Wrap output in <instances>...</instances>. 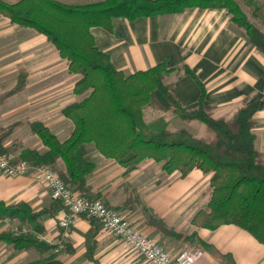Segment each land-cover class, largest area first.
<instances>
[{"label":"crops","instance_id":"obj_1","mask_svg":"<svg viewBox=\"0 0 264 264\" xmlns=\"http://www.w3.org/2000/svg\"><path fill=\"white\" fill-rule=\"evenodd\" d=\"M1 1L16 4L22 0ZM54 1L87 5L105 0ZM92 34L97 47L126 74L161 63L180 71V76L174 73L167 80L173 83L175 96L187 109L198 106L201 85L204 103L220 113L228 111L232 116L244 102H257L255 149L264 153V55L233 25L227 9L191 8L135 21L119 17L113 19L112 32L95 27ZM184 68L196 78L183 73ZM77 80L78 76L69 70V62L47 36L13 24L0 13V101L4 94L23 84L20 92L0 103V128L20 124L4 141L5 147L15 149L18 155L25 149L45 152L47 148L32 132L34 122L43 123L59 140H67L74 124L63 110L81 99L74 94ZM151 118L149 121L146 117L147 123H154ZM193 123L187 126L191 128ZM88 157L96 167L89 178L91 192L86 195L97 196L107 206L119 209L132 225L170 254L202 250L205 255L198 264H264V244L246 230L233 224L209 230L193 223L211 200L212 174L200 169H193L185 177L178 172L168 174L154 160L128 171L94 148ZM64 169L60 161L58 170ZM0 203H26L36 213L45 212L34 221L0 217L6 221L0 225V235L30 233L46 245L63 241L64 250L56 254L64 264H148L139 254L124 249L121 240L100 223L94 225L88 218H82L77 227L63 235L59 227L62 205L51 199L48 187L34 174L8 177L0 172ZM153 218L163 222L167 230L153 225ZM90 238L92 258L88 255ZM51 254L34 248L19 249L0 239V264H31Z\"/></svg>","mask_w":264,"mask_h":264},{"label":"trees","instance_id":"obj_2","mask_svg":"<svg viewBox=\"0 0 264 264\" xmlns=\"http://www.w3.org/2000/svg\"><path fill=\"white\" fill-rule=\"evenodd\" d=\"M253 15L264 24V2L244 0ZM227 9L231 22L244 29L249 44L264 55V31L249 21L238 0H105L87 5H67L54 0H22L7 4L0 0V13L13 24L35 29L47 36L69 62V70L78 76L74 94L78 102L64 108L63 114L73 122L74 131L61 141L41 122L31 124L47 150L40 153L25 149L18 156L32 166L59 170L62 180L72 192H91L89 178L96 164L88 157L91 148L103 157L115 160L128 171H134L147 160L161 164L168 174L178 172L185 177L193 169L212 174V197L206 210L200 211L193 223L197 227L216 230L223 225H237L264 244V153L255 149L254 116L258 103L244 102L233 119H215L213 108L204 103L205 90L198 106L185 108L173 92L167 78L181 72L158 64L146 71L126 74L113 65L102 52L92 34L95 27L113 31V19L129 21L140 18L173 15L187 9ZM183 73L195 77L189 68ZM196 78V77H195ZM23 89L20 83L1 97L0 103ZM171 114L183 121L198 120L207 126L208 137L197 138L188 131H170L147 123L146 110ZM20 124L0 130V153ZM97 200V196H87ZM58 205L59 202H56ZM45 214L34 212L26 203L7 206L0 203V217L34 221ZM88 218L96 225L99 222ZM153 225L166 231V225L153 218ZM96 228V227H95ZM0 239L19 249L34 248L52 252L45 260L31 264H64L53 253L54 247L39 242L32 234H2ZM88 242L92 258L94 246ZM227 259V256H223Z\"/></svg>","mask_w":264,"mask_h":264},{"label":"built area","instance_id":"obj_3","mask_svg":"<svg viewBox=\"0 0 264 264\" xmlns=\"http://www.w3.org/2000/svg\"><path fill=\"white\" fill-rule=\"evenodd\" d=\"M0 172L8 177H19L34 174L45 184L53 201L62 205V218L59 227L63 235L68 234L79 224L83 216L95 218L109 233L119 238L124 249L142 256L148 264H198L204 257L202 250L182 252L176 256L167 252L155 239L143 234L134 227L119 211L107 206L101 200H93L85 195L71 191L61 178V174L48 166H32L19 159L14 153H0ZM6 222L0 219V225ZM24 233H28L27 230ZM54 252L64 250L65 242H49Z\"/></svg>","mask_w":264,"mask_h":264},{"label":"rangeland","instance_id":"obj_4","mask_svg":"<svg viewBox=\"0 0 264 264\" xmlns=\"http://www.w3.org/2000/svg\"><path fill=\"white\" fill-rule=\"evenodd\" d=\"M239 2H240V4L242 5V7H243V9H244V11H245V13L247 14V16H248V18H249V21L251 22V23H253L255 26H257L259 29H261L262 31H264V24L262 23V21L260 20V19H258V18H256L254 15H253V13H252V10H251V8L247 5V3L244 1V0H238ZM251 1H254V2H264V0H251ZM234 25V24H233ZM235 26V25H234ZM236 27V26H235ZM236 28H238V27H236ZM239 30H241L242 32H243V34L247 37V35H246V32H245V30L244 29H240V28H238ZM238 111V109L236 110V112ZM236 112H234L233 113V115L231 116V113H229L228 111H223V112H219V111H215V110H213V112H212V116L215 118V119H226V120H230V119H233L234 118V116H235V114H236ZM154 115H155V117H154ZM160 115H163V117H161V118H159V119H157L158 117H156V116H160ZM148 116V119L147 120H149V121H151V117H153V120H155L154 121V123H151V124H155L154 126H155V128H162V127H166V129H168V130H170V131H179V130H182V129H184V130H186V131H188L190 134H192L193 136H195V137H197V138H203V137H208L209 135L207 134V126L204 124V123H202V122H200V121H198V120H193V121H189V122H187V121H183V120H181V119H179V118H177V117H174V116H172L171 114H162V113H158V112H154V111H152V110H146V112H145V118ZM169 122V124H167V122ZM192 122H194L193 124H192V126L193 127H188L187 126V124L188 123H192ZM167 125H169V127L167 126ZM12 126V125H11ZM10 127V126H9ZM188 128H189V130H188ZM2 128H0V130H1ZM192 130L195 132H192ZM8 139V138H7ZM16 150L15 149H13V148H10V151L9 152H11V153H14V154H16V152H15ZM21 154V153H20ZM19 154V155H20ZM17 156H19L18 154H16ZM54 169L55 170H57L58 172H59V170H58V168H55L54 167ZM60 173V172H59ZM97 200H101L100 198H98ZM102 201V200H101ZM112 208V207H111ZM114 209H116V210H119V209H117V208H115V207H113ZM134 225V224H133ZM134 227H136L135 225H134ZM136 228H138V227H136Z\"/></svg>","mask_w":264,"mask_h":264}]
</instances>
